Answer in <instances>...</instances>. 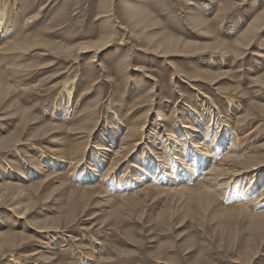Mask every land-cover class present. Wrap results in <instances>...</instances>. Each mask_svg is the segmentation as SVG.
<instances>
[{"label":"rangeland","instance_id":"1","mask_svg":"<svg viewBox=\"0 0 264 264\" xmlns=\"http://www.w3.org/2000/svg\"><path fill=\"white\" fill-rule=\"evenodd\" d=\"M0 13V264H264V0Z\"/></svg>","mask_w":264,"mask_h":264},{"label":"bare ground","instance_id":"2","mask_svg":"<svg viewBox=\"0 0 264 264\" xmlns=\"http://www.w3.org/2000/svg\"><path fill=\"white\" fill-rule=\"evenodd\" d=\"M0 17L2 18V20L0 21V25H2V23H3V17H4V15L2 14V13H0ZM254 19V18H253ZM264 20V14H262L261 16H258L257 17V20H256V18L253 20V24H255V26L254 27H257V28H259V26H260V21H263ZM250 21H252V20H250ZM251 23V22H250ZM251 23V27H252V24ZM263 26V25H262ZM261 26V27H262ZM252 29V28H251ZM261 29V28H260ZM246 31V30H245ZM247 32V31H246ZM253 32V31H252ZM249 34H252L251 32H248V33H245L244 34V36L246 37V36H248ZM248 38V37H247ZM244 42H246V41H244ZM247 43V42H246ZM88 48H89V46H87ZM189 47V46H188ZM187 47V48H188ZM239 47V46H238ZM243 47H245L244 46V43H243ZM239 49H240V47H239ZM183 50V49H182ZM241 50V49H240ZM237 51H238V49H237ZM260 81V80H259ZM199 84V83H198ZM71 95V94H70ZM261 108V107H260ZM264 108V107H263ZM262 108V109H263ZM240 119V118H239ZM245 119V118H244ZM185 129H187L188 127H184ZM141 129H142V127H141ZM193 131H195L196 132V134L197 133H199L198 132V130H193ZM229 150V149H228ZM106 151H108V150H106ZM237 151V150H236ZM120 152V151H119ZM118 154V153H117ZM238 154V153H237ZM246 154V153H245ZM119 156V155H118ZM214 156V155H213ZM236 156V153H232V154H229L228 155V158H226V159H229V157H235ZM225 157V156H224ZM223 157V158H224ZM227 157V156H226ZM237 157V156H236ZM230 158L231 160H232V162H239V160H241L242 158H244V157H241V158H239V157H237V158ZM214 159V158H213ZM124 160H126V159H124ZM224 161H225V158L223 159ZM119 162H120V160H119ZM118 162V163H119ZM221 162V164H222V162L223 161H220ZM228 162H230V161H228ZM114 163H117V162H114ZM225 165L226 164H224V162H223V164L222 165H220V163L218 164V165H214L213 167H211L210 168V170H208L207 172L209 173V172H211L210 174H213V175H216V174H218L220 177H218L217 175L216 176H214V177H218V179L219 178H221V177H223V176H225V175H229V177L230 178H232V177H234V176H239V175H241V174H244L246 171H239V172H237L236 170H232V169H229L227 166L225 167ZM136 166V165H135ZM234 166V165H233ZM208 168V167H207ZM252 169V171L254 172V170L255 169H253V168H251ZM109 172V171H108ZM215 173V174H214ZM105 175H106V173H105ZM210 176V175H209ZM232 176V177H231ZM226 177V176H225ZM228 177V176H227ZM228 177V178H229ZM103 178H105V177H103ZM209 178V177H208ZM212 178H213V176H212ZM210 179V178H209ZM209 179H205V180H207V181H210ZM216 179V178H215ZM214 180V179H213ZM222 180V179H221ZM226 180V179H225ZM224 180V181H225ZM228 180V179H227ZM215 181V180H214ZM218 181V180H217ZM222 183V182H221ZM147 184V183H146ZM216 184V183H215ZM158 185V184H157ZM173 186V185H172ZM224 187H225V185H223ZM92 186H90L89 188H91ZM142 187V186H141ZM179 188V187H178ZM207 188V187H206ZM220 188V187H219ZM223 188V187H222ZM91 189H94L93 187L91 188ZM180 189H183V188H181L180 187ZM186 189V188H185ZM180 190V192H184V191H187V190ZM188 189V188H187ZM224 189V188H223ZM263 189V192L262 193H264V188H262ZM89 190V189H88ZM155 190H157V189H155ZM222 190V189H221ZM187 192H189V191H187ZM174 194V193H173ZM181 194V193H180ZM232 195V194H231ZM264 195V194H263ZM258 196V195H257ZM261 197H262V194H261ZM257 199V198H256ZM262 199V198H261ZM254 205V204H253ZM241 208H243L242 206H240ZM239 207V208H240ZM256 208V207H255ZM238 209V208H237ZM244 209V208H243ZM257 215V214H256ZM254 216V217H256L257 218V216L258 217H264L263 215H257V216Z\"/></svg>","mask_w":264,"mask_h":264}]
</instances>
